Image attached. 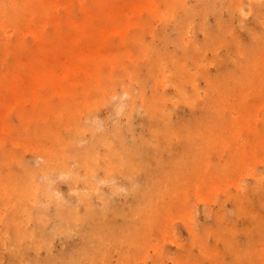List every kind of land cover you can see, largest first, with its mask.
I'll list each match as a JSON object with an SVG mask.
<instances>
[{
    "label": "bare ground",
    "instance_id": "1",
    "mask_svg": "<svg viewBox=\"0 0 264 264\" xmlns=\"http://www.w3.org/2000/svg\"><path fill=\"white\" fill-rule=\"evenodd\" d=\"M248 1L259 7L256 18L262 30L244 49L243 63L235 60L233 68L224 67L233 56L221 55L215 63L221 65L219 72L212 75L208 65L213 62H204L207 47L225 39L223 32L232 26L222 23L223 13L243 15L245 0H206L193 9L184 0H0V27L4 33L13 28L17 36H0V126L6 125L9 111L29 107L35 113L24 119L12 142L21 149L0 140V253L10 256V264H136L158 245L154 235L171 219L195 215L189 205L193 196L221 190V181L236 189L226 188L220 209L207 208L206 215L222 231L218 239L223 251L205 247L202 252L212 256L210 264H264V171L250 170L253 181L237 182L242 165H257L258 151L264 164V116L257 113L264 105V0ZM158 2L175 20L178 34L166 38L175 50L156 46L146 70L116 79L129 99L115 97L114 77L112 84H104L110 77L102 67L108 58L104 48L139 25L129 11L135 15L145 6L157 14ZM77 6L81 15L75 14ZM210 12L216 15L215 26L209 24ZM199 28L205 44L194 36ZM190 46L196 52L195 71L186 65ZM181 50L184 62L177 61L175 70L186 80L178 81L173 94L156 85L149 95L147 84L158 79V57H180ZM119 52L112 60L126 55ZM198 76L206 82L203 92ZM243 85L251 87L255 100L240 103L236 116L226 95L230 90L241 94ZM199 98L202 113L174 120L180 103L197 105ZM103 105L112 107L110 126L99 112ZM123 112L124 123L119 117ZM138 113L144 114L141 127L133 121ZM28 119L34 120L31 131ZM237 120L239 127L225 129ZM254 120L259 129L249 127ZM243 130L245 140L240 139ZM175 143L181 145L177 151ZM27 149L32 157L26 156ZM59 179L67 181V191L60 189ZM118 196L123 211L114 209ZM228 199L234 202L230 211L222 201ZM251 205L259 209L251 210ZM240 216L246 225L239 230L234 223ZM118 217L124 219L117 225ZM224 217L232 220L227 227L221 225ZM73 238L81 243L72 255L61 261L52 254L57 241ZM41 251L46 252L44 263L36 260Z\"/></svg>",
    "mask_w": 264,
    "mask_h": 264
},
{
    "label": "rangeland",
    "instance_id": "2",
    "mask_svg": "<svg viewBox=\"0 0 264 264\" xmlns=\"http://www.w3.org/2000/svg\"><path fill=\"white\" fill-rule=\"evenodd\" d=\"M187 7L193 9L196 6L201 5L202 2L206 0H184ZM229 0H218L220 3H226ZM257 4L254 5V2L251 4L248 0H245V9L244 14L235 13L230 15V13H223L222 16V23L225 24L227 22V27H229V23L231 24L232 28L224 31L225 39L221 43H219L216 47H207V51L205 54L204 62L211 61L208 65L209 74L215 75L219 72L221 65L215 64L219 56H223L225 54H230L233 58L227 60L224 67L233 68L235 60H241L244 62V49L250 45H253L256 42V36L262 30V24L256 18L258 14H260L259 10L257 9ZM165 4L163 2H158L155 6V12L157 14L151 13L146 7H142L135 15L129 11L128 17L132 19H136L138 22L137 27H131L130 30L126 31L121 35V38H117L114 42L108 43L104 51L107 55V59L103 64L104 74H110L109 78H106L104 84H114V90L118 92V95L125 100L129 99V94L125 92V86L119 84L116 80L119 77H125L127 73H132L137 70H146L149 67L150 57H152L151 51L156 46H160L163 49H169L171 51L175 50V45L173 41H167V37L175 38L178 34V30L175 25V20L165 11ZM259 8V7H258ZM178 13H182V8L177 9ZM160 13H164L163 17L158 16ZM65 12H62L64 15ZM76 15H81V12L76 7L75 10ZM208 21L209 24L215 26L216 24V15L212 12L208 14ZM12 35L13 38H17L16 33L14 32L13 28L5 31H2L0 27V36L1 39H6ZM193 33H189L188 37H193ZM196 39L200 44H205L207 38H205V33L202 29L199 28L195 32ZM121 41V42H120ZM27 45L32 44V36L28 33L26 37ZM189 52L191 57L187 58L186 65H188L192 71H195L194 68V60L193 56L196 54L194 48L192 46L189 47ZM117 49L120 51L119 54L125 53V56H119L118 60H112V54H114ZM180 50V49H176ZM183 50V49H182ZM180 52V57L172 54L171 57L166 56H159L158 60L160 62V68L157 72L158 79H152L146 88V92L150 95V92L153 88L158 85L160 89L165 90L166 92L173 94L176 84L179 80H186L184 76H179L176 72L175 68L178 64L177 61L184 62V55L183 52ZM192 52V53H191ZM159 66V65H157ZM156 66V67H157ZM4 64L0 63V70H2ZM156 69V68H155ZM132 71V72H131ZM154 73L156 71L154 70ZM114 77L113 82L111 83V79ZM199 77V76H198ZM199 83L200 90L203 92L206 88V82L203 77H199L197 79ZM186 90L188 92L191 91V84L186 82ZM230 85L233 84L230 82ZM205 88V89H204ZM241 88V87H240ZM230 90L226 95V102L231 110V113L234 115H238V110L235 109L239 107V104L242 102L248 101L252 103L255 100L251 87L249 85H243L241 88V94L237 93V95L232 93ZM264 97V93L262 94ZM205 96H202L203 99ZM55 101V100H54ZM200 98L198 99L197 105H191L189 103H180L176 110L173 111V118L176 121L178 118L181 117H189L193 115L195 112L202 113L200 105ZM172 105V104H171ZM101 116L103 117L104 122L107 126L112 124V107L109 105H103L99 110ZM258 117L261 118L264 116V105L263 107L257 111ZM35 113H31L29 107L26 111H9L6 118H4L6 125L0 126V140L3 142H7L6 146H12L13 150L21 149L20 146H15L12 142L16 141V136L20 131V127L24 122V119L27 117L33 116ZM126 115L124 112L119 116L122 122L124 123L126 120ZM135 125L137 127H141L142 122H144V114L138 113L133 119ZM31 131L34 120H27L25 122ZM239 127V120L237 122L229 123L226 130H234V126ZM249 127L251 129H259L260 122L257 120L250 121ZM238 129V128H237ZM247 137V133L243 130V135L240 136L241 140H245ZM26 141V140H24ZM28 144V142H27ZM181 147L180 143H175L172 146L173 151H177ZM225 155L229 156V150L226 149L224 151ZM26 156L32 157L33 151L31 149H27ZM257 156L259 162L257 165H242L240 168L243 171V174L239 175L237 178V182H240L242 185L248 184L249 182L253 181V177L247 175V172L250 170L254 173H262L264 171V164L260 162L262 160L261 151L257 152ZM213 160H218V155H211ZM233 165V164H232ZM60 189L65 192L69 188V184L67 181L59 179L58 180ZM220 184L224 188L221 190L209 194L207 191L197 193L198 195L193 196L189 205L192 207V214L195 213L190 219H183L182 216L175 217L171 219V221L167 224L166 228L160 233L154 235L155 242L158 244L155 247H150L148 250V254L142 258H140L136 264H210L212 260V256L210 254H205L202 252V249L207 247L206 249L211 250L216 248V252L222 253L220 250L223 251V242L218 238L221 237L220 230H216L217 222L213 217L206 215V209L212 208L214 210L220 209L219 201L224 198V191L225 189L229 188L228 190H235L236 186H231L225 184V181H221ZM3 189L1 188L0 191V203H2V195ZM264 198V197H262ZM225 203V206L228 211H230L233 206L234 202L231 199L222 200ZM114 209H119L120 211L125 210V204L121 198V196L117 197V200L114 201ZM1 206V205H0ZM251 210H257L259 207L257 205H251ZM195 216L196 221L193 224V217ZM122 217L115 218L114 223L119 224L123 222ZM246 218L243 216L235 217L236 222L234 223L237 229H242L246 225ZM223 222L221 225L223 227H227L229 223L232 222L230 218L224 217ZM234 220V221H235ZM191 221L192 224L189 222ZM193 225V226H192ZM194 227V228H193ZM194 233L192 234V232ZM194 236V237H193ZM246 237L243 235V239ZM80 241L78 238H73L66 242L57 241V243L52 248L51 252L55 257H58L61 261H64L67 258V254L70 253L72 255L75 250L78 249L80 246ZM212 252V251H211ZM45 251H41L39 257L36 260L43 262L42 259L44 258ZM191 254V255H190ZM190 255V257H189ZM181 258V259H180ZM189 258V259H188ZM116 257H114V260ZM199 259V260H198ZM157 260V261H155ZM11 258L5 253H0V264H10ZM51 262V261H49ZM60 262V261H59Z\"/></svg>",
    "mask_w": 264,
    "mask_h": 264
}]
</instances>
